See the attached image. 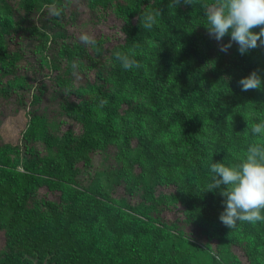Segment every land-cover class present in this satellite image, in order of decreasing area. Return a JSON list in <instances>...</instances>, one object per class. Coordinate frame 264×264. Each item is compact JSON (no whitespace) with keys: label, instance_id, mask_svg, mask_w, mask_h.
<instances>
[{"label":"trees","instance_id":"trees-1","mask_svg":"<svg viewBox=\"0 0 264 264\" xmlns=\"http://www.w3.org/2000/svg\"><path fill=\"white\" fill-rule=\"evenodd\" d=\"M169 2L0 0V123L24 122L0 142V264H241L232 246L264 264V222L225 227V198L204 191L210 162L264 144V83L238 85L264 82V47L221 52L199 4Z\"/></svg>","mask_w":264,"mask_h":264},{"label":"clouds","instance_id":"clouds-1","mask_svg":"<svg viewBox=\"0 0 264 264\" xmlns=\"http://www.w3.org/2000/svg\"><path fill=\"white\" fill-rule=\"evenodd\" d=\"M181 4H199L207 20V34L217 41L221 52L227 53L233 43L238 45L241 55L264 47V0H213L211 4L204 0H170L168 7L174 9ZM45 7L52 17L59 18L62 15V9L56 5ZM160 16L159 8L146 12L141 18V26L151 30ZM257 28L258 32L253 31ZM225 36H230L227 44L221 43ZM78 39L85 45L96 44L95 37L86 32H82ZM113 55L126 71L142 67L139 61L128 54L116 51ZM78 67L74 62L73 69ZM262 83L258 71H252L238 81L241 91L260 90ZM107 104V99H101L100 107ZM251 134L264 137V119L252 125ZM208 168L211 177L204 191L220 190L219 194L225 198L224 210L219 215L225 227L234 229L238 222H264V144H250L239 163L226 166L220 162H210Z\"/></svg>","mask_w":264,"mask_h":264},{"label":"rangeland","instance_id":"rangeland-1","mask_svg":"<svg viewBox=\"0 0 264 264\" xmlns=\"http://www.w3.org/2000/svg\"><path fill=\"white\" fill-rule=\"evenodd\" d=\"M10 113L11 116H7L5 120L2 122V124L0 123V142L14 141V139L17 136V130H19V127H22L24 123L18 112L14 110H10ZM2 239H3L2 235H0V249L2 245ZM230 250L232 251V253L235 254L236 258L240 261L241 264H246L244 261V256L242 252L239 250V248L232 246Z\"/></svg>","mask_w":264,"mask_h":264}]
</instances>
